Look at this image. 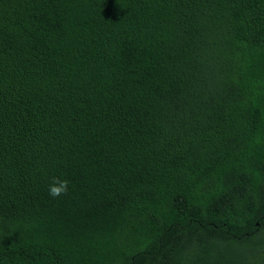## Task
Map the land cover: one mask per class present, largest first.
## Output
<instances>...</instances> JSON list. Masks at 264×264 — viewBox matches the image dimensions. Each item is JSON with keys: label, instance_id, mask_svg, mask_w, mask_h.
I'll return each instance as SVG.
<instances>
[{"label": "trees", "instance_id": "1", "mask_svg": "<svg viewBox=\"0 0 264 264\" xmlns=\"http://www.w3.org/2000/svg\"><path fill=\"white\" fill-rule=\"evenodd\" d=\"M0 264H264V0H0Z\"/></svg>", "mask_w": 264, "mask_h": 264}, {"label": "clouds", "instance_id": "2", "mask_svg": "<svg viewBox=\"0 0 264 264\" xmlns=\"http://www.w3.org/2000/svg\"><path fill=\"white\" fill-rule=\"evenodd\" d=\"M70 181L67 179H61L60 177H52L49 184V195L53 198H58L62 195H66L69 191Z\"/></svg>", "mask_w": 264, "mask_h": 264}]
</instances>
